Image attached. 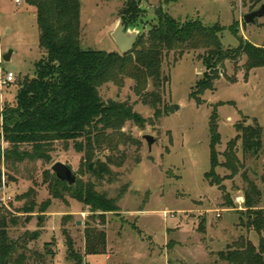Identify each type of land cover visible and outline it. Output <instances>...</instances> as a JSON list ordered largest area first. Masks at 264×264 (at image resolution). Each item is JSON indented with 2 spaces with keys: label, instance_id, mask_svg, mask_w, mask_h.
Returning a JSON list of instances; mask_svg holds the SVG:
<instances>
[{
  "label": "rangeland",
  "instance_id": "obj_1",
  "mask_svg": "<svg viewBox=\"0 0 264 264\" xmlns=\"http://www.w3.org/2000/svg\"><path fill=\"white\" fill-rule=\"evenodd\" d=\"M125 2L81 0L83 49L122 54L112 35L122 21ZM263 4L264 0H142L143 32L157 24L156 11L162 8L178 22L220 25V39L226 48H236L238 39L264 47V17L249 25L243 20ZM127 29L135 30L132 26ZM39 38L35 8L24 0H0V112L6 104H15L19 82L35 77V66L44 58ZM11 51L13 57L7 62L4 56ZM204 53L180 50L165 57L163 73L171 81L163 92L159 116L135 95L131 80H126L123 88L109 83L100 89L103 102L129 101L146 120L142 127L127 123L123 132L135 141L121 145L128 159L122 168H114L119 174L117 181H106L98 188L116 198L127 187L118 203V214L103 217L68 195L64 199L53 197L52 168L56 163L68 165L76 179H88L79 173L84 155L72 142L68 146L53 144L50 163L26 160L2 166L0 202L4 197L6 205H0V221H6L10 240L23 248L18 251L25 255L21 264H74L67 259L64 231L72 237L86 264H226L218 253L240 239L259 246L264 233L248 228L245 192L251 183L255 184L262 200L254 210L264 211V68L251 70L246 77L245 57L238 62L227 61L213 90L193 98L195 86L206 72ZM8 72L15 75V81L3 85ZM152 89L149 84L148 91ZM173 105L178 108L171 112ZM215 108L219 115L221 144L217 150L221 164L226 162L224 153L229 142L241 135L237 125L254 127L257 123L263 130V150L258 155L245 154L238 141L234 170L223 165L216 169L220 186L205 179L211 170L209 121ZM145 136L154 139L151 149ZM2 147L7 149L9 145L2 142ZM29 191L31 197L23 199ZM47 201L50 203L42 213ZM32 203L36 204L34 212L27 213L25 208ZM88 229L105 232V254L85 255ZM33 232L39 235L36 240L29 239L28 234ZM52 242L49 250L55 256L45 254V245Z\"/></svg>",
  "mask_w": 264,
  "mask_h": 264
},
{
  "label": "trees",
  "instance_id": "obj_2",
  "mask_svg": "<svg viewBox=\"0 0 264 264\" xmlns=\"http://www.w3.org/2000/svg\"><path fill=\"white\" fill-rule=\"evenodd\" d=\"M24 2L36 9L39 45L44 58L35 66V77L25 78L17 85L15 104H6L0 112V189L3 165L10 167L26 160L47 164L52 159L50 151L53 144L62 142L68 146L72 142L76 151L84 155L79 173L88 179H77L73 186H69L55 175L51 183L53 197L64 199V195H68L85 205L91 213H100L103 217L107 213L118 214V203L127 187L122 188L116 198H110L98 188L106 181H117L119 174L114 168H122L128 159L127 151L122 150L121 145H126L127 140L135 141L123 132L127 123L142 127L146 120L135 112L129 101L103 102L100 89L109 83L123 88L125 81L131 80L135 83V95L159 116L162 114L163 92L171 81L163 73V63L173 51L205 52L203 65L206 72L197 82L193 98L213 90L220 69L227 61L238 62L245 57L246 77L251 70L264 68V47L237 38L239 45L236 48H226L220 39L223 28L218 24L209 27L201 21L178 22L159 8L156 11L157 24L147 33L143 32L142 0H126L121 11L125 29L132 26L140 32L133 50L126 54L81 47V0ZM234 26L231 30L236 36ZM149 84L152 91H148ZM197 101L200 103L198 98ZM218 123L219 115L215 108L209 121L211 170L205 179L220 186L221 178L216 169L222 165L234 168L233 162L238 161V141H241L245 154L258 155L263 150V130L257 123L254 127L237 125L241 135L229 142V149L224 153L226 162L221 164L217 150L221 144ZM2 142L9 147L4 149ZM262 180L264 182V177ZM31 194L29 191L22 198H29ZM245 197V206L249 210L248 228L263 234L264 211L254 210L261 203L262 193L251 183ZM49 203L47 201L42 213ZM35 207L36 204L32 203L25 208L26 212L33 213ZM28 235L32 240L39 237L37 232ZM64 235L68 261L86 264L84 256L75 249L72 237L66 231ZM85 238L86 256L106 253L104 231L88 229ZM53 244L45 245V254L55 256L49 250ZM20 249H23L21 244L9 238L6 221L1 220L0 264H21L25 255L18 252ZM218 257L226 264H264V237H261L258 247L242 238L227 251L219 252Z\"/></svg>",
  "mask_w": 264,
  "mask_h": 264
},
{
  "label": "water",
  "instance_id": "obj_3",
  "mask_svg": "<svg viewBox=\"0 0 264 264\" xmlns=\"http://www.w3.org/2000/svg\"><path fill=\"white\" fill-rule=\"evenodd\" d=\"M264 17V4L256 11L251 12L244 16L243 20L245 24H254L256 20ZM140 32L138 30H133V32L125 31V26L121 21L117 28L115 29L112 37L116 44L118 45L122 54L129 53L133 50L135 44L137 43ZM12 51L4 56V60L11 61ZM178 107L171 106V112H174ZM144 139L147 141L149 148L151 149L154 139L152 136H145ZM52 171L55 173L58 180L61 182H66L69 186H73L76 183V176L73 170L66 164L62 162L56 163ZM79 223V222H78ZM80 225V224H78Z\"/></svg>",
  "mask_w": 264,
  "mask_h": 264
},
{
  "label": "built area",
  "instance_id": "obj_4",
  "mask_svg": "<svg viewBox=\"0 0 264 264\" xmlns=\"http://www.w3.org/2000/svg\"><path fill=\"white\" fill-rule=\"evenodd\" d=\"M17 3H20V0H17ZM14 81H15V75L12 72H8L7 75L3 78L2 83L3 85H7L13 83ZM1 201H3V203L6 205L4 197L1 199Z\"/></svg>",
  "mask_w": 264,
  "mask_h": 264
},
{
  "label": "crops",
  "instance_id": "obj_5",
  "mask_svg": "<svg viewBox=\"0 0 264 264\" xmlns=\"http://www.w3.org/2000/svg\"><path fill=\"white\" fill-rule=\"evenodd\" d=\"M12 57H13V53H12ZM12 57H11V59H12ZM5 77V76H4Z\"/></svg>",
  "mask_w": 264,
  "mask_h": 264
}]
</instances>
